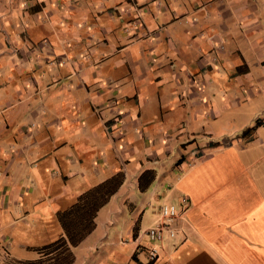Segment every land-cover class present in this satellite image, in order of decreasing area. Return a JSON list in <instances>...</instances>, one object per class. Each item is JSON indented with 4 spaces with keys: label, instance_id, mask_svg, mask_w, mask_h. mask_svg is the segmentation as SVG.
Here are the masks:
<instances>
[{
    "label": "crops",
    "instance_id": "0c3cea01",
    "mask_svg": "<svg viewBox=\"0 0 264 264\" xmlns=\"http://www.w3.org/2000/svg\"><path fill=\"white\" fill-rule=\"evenodd\" d=\"M263 84L264 0H0V232L17 223L41 246L57 212L120 172L94 221L136 220L91 264H147L150 249L151 264H264V121L239 138L264 106L222 126ZM149 170L137 207L119 192ZM182 196L173 237L143 243L144 212L154 225Z\"/></svg>",
    "mask_w": 264,
    "mask_h": 264
},
{
    "label": "trees",
    "instance_id": "16d2710c",
    "mask_svg": "<svg viewBox=\"0 0 264 264\" xmlns=\"http://www.w3.org/2000/svg\"><path fill=\"white\" fill-rule=\"evenodd\" d=\"M261 124L256 119L254 126L245 128L241 132V138L250 139L254 129ZM147 177V180H144ZM122 174L115 173L105 181L84 191L78 195L75 201L67 208L55 214L61 234L54 241L41 246L32 247L37 257L33 260L19 261L11 260L5 264H72L73 254L71 249L89 235L95 228L94 219L97 211L107 202L108 198L120 186ZM153 179V171H144L137 178V189L143 191ZM136 227H133L132 238H136ZM131 260L136 262V253H133ZM152 262H147L151 264Z\"/></svg>",
    "mask_w": 264,
    "mask_h": 264
},
{
    "label": "rangeland",
    "instance_id": "374dc122",
    "mask_svg": "<svg viewBox=\"0 0 264 264\" xmlns=\"http://www.w3.org/2000/svg\"><path fill=\"white\" fill-rule=\"evenodd\" d=\"M263 86H264V84H263ZM263 89H264V87H263ZM262 106H264V96L261 99L252 98L250 103H248V104L245 103V106H244L245 108L242 111V116L238 117L237 121H235V118L232 116L233 113H235V112H230L229 116H226L224 118V120L226 122L222 126L228 125V126L224 127L228 131L237 130L240 126L247 124L248 116L254 115L258 111L262 110L263 109V108L261 109ZM260 113H262V112H259L258 114H260ZM259 117L260 118H257L259 121H261V122L264 121V115L260 114ZM217 126H220V125H217ZM251 126H254V122ZM259 133L261 135H263L262 130H260ZM240 136H241V133H239V138H241ZM200 137H201V134L197 137V141ZM260 151H261V148H260ZM172 156H173V153H171V157L166 159V160H172ZM15 162H17V161H15ZM165 162L166 161H162V163H165ZM130 182H131L130 180L126 181V183L124 184V186L121 188V190L119 192L120 195L122 196V194H124L129 201L136 202L137 207L140 206L141 204H145L144 202H145L146 196L142 195L138 191V189L136 187H134L135 185H137V181L132 182V183H130ZM122 197H124V196H122ZM149 203H150L149 205L153 204L152 202H149ZM111 205H112V202H111ZM144 206L145 205H143V207ZM107 209H110V208H103L99 211V213L96 217V221H94V223H96V227L90 233V235H87L88 239L82 240L79 243V245L74 247L75 250L72 249V253L75 257L76 264H79V263L80 264H82V263L83 264H85V263L91 264V261H89L90 254L92 253L93 255H95L97 253V250H94L97 245H98V248L100 250L103 249L106 252H107V250H110L109 247L105 246V244L108 240H103L100 243L95 244V242L98 238L103 236L104 233H108V231H109V233H108V238H109L112 235V232L119 231L123 227H124V229L125 228L128 229V228H130V226H132L130 224V222L132 220H136L135 217L134 218H132L131 216L127 217L128 209L126 207H123L125 214L114 219L115 220L114 221L115 226H113V225L112 226H106L104 228L102 221L107 218V214H106V212L108 211ZM154 222H155V217L149 212H144L141 221L137 223V226L139 227L138 228L139 235L143 234V232L148 227L153 226ZM13 226L14 227L12 228V225H10L9 229L5 228V230L0 232L4 235V240L0 242V257L3 258L2 264L10 262L11 260H14V259L19 260V261H26V259L23 258L22 256L30 257V258L35 257V254L33 252L27 253L26 250L21 248L20 246L25 245V243H28L29 245L30 244L36 245V244H38V243H36L37 241H39V242L41 241L38 239H33L34 237H31V238L28 237V240H27V236H25V234L19 230L18 224L15 223V225H13ZM134 227H136V225H134ZM109 228H110V230H108ZM55 229L56 228H55V224H54V225H52L51 233L50 234L47 233L46 235H44V238L48 240V241H45L44 244L49 243L51 241H54V239L57 237V236H54V235H57V232H56L57 230H55ZM41 236H43V234ZM144 242H146V238L144 239L143 243ZM87 249H88V251H87Z\"/></svg>",
    "mask_w": 264,
    "mask_h": 264
},
{
    "label": "built area",
    "instance_id": "2783aa9c",
    "mask_svg": "<svg viewBox=\"0 0 264 264\" xmlns=\"http://www.w3.org/2000/svg\"><path fill=\"white\" fill-rule=\"evenodd\" d=\"M187 207V200L185 197H180L178 201V206L172 204H162L156 208V213L158 215V221L151 227H148L143 232V237L149 243L158 244L161 243L165 236L172 238L174 233L170 228V225L177 218L179 210H185ZM156 258V251L150 249L146 253L147 262H152Z\"/></svg>",
    "mask_w": 264,
    "mask_h": 264
}]
</instances>
